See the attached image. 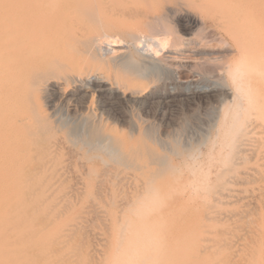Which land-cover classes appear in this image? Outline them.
Here are the masks:
<instances>
[{
    "label": "rangeland",
    "instance_id": "rangeland-1",
    "mask_svg": "<svg viewBox=\"0 0 264 264\" xmlns=\"http://www.w3.org/2000/svg\"><path fill=\"white\" fill-rule=\"evenodd\" d=\"M159 1L161 4L159 3L155 7L156 12L155 14H153V17L162 19V22L173 33L172 35L174 39L169 44V46L166 48V50L162 53V55L156 59L143 58L142 56H139L138 54H136L133 50H130L128 52V56L125 59L123 66H120L119 68V70L121 71L130 72L135 69L141 68V66L143 65L144 66L145 65L146 66H149V65L156 66V69H154V71H152L147 77H142V78L148 79V81L151 82V87L147 90V92H149L148 94L153 95L154 97L153 99H143L144 102H141L138 104L137 103L129 104V105L123 104V109L122 107L117 106L115 109L110 110V117L117 122L118 129L122 130L123 134L131 137L133 131L137 130L140 132L142 136V140H143L142 143L141 144L134 143L132 146V149L130 150L134 151V149H136V152L138 151L137 153H139L140 152L139 149H142V151L145 154V157L148 159V161H150L149 163L152 164V167L154 168L155 171L148 178L149 183H153L159 177H162L163 174L181 175L183 177L185 175L184 182L188 185L187 189L185 190L175 189L174 191H170V190L163 191L157 194H153V192H151L150 193L152 195L151 197H149L150 194L149 192H147L149 196L144 195V194H139L138 196H136L137 198L135 197V195L131 193V191L127 189H124L123 191H121L113 185L109 187L110 189L107 188L106 190H91V192L83 191V190L75 191L74 189L72 190L58 189V191L54 190V191H46V192H39V193L38 192L37 193L36 192H32V193H29V192L28 193L27 192L1 193L0 192V264H30V263L37 264L40 262V259L39 261H37L38 260L37 257L38 258L41 257V262L44 261L42 262V264H47V263L55 264V262L59 264H100V263L101 264H114L117 262V260L119 261V264L121 263L125 264V262L126 264H133L132 263L133 261L135 262L134 264H140V263L146 264L147 261L150 262V263L148 262V264H163L165 263L164 260L170 261V263L169 261L168 262L166 261L167 264H181V263H184V264L186 263L188 264H206V263L207 264H213V263L214 264H220V263L221 264H263L264 263V239H262L264 238V234H263L264 225H262V223L264 224V219H262L264 218V216H262L264 215L263 214L264 213V207H263L264 205V202H263L264 200V196H263L264 195L263 193L264 192V188H263L264 181H262V179L264 180V169H263L264 168V136H263L264 130L262 129L263 130L262 131L261 128L259 127L256 128L254 115H252V117L250 115L249 119L251 121L248 120L249 122L245 123L241 128H238V127L231 128L230 127V123L233 118V112L236 110L235 107H236V103L238 102L237 101L238 98L236 97V92H233L235 91V89L232 86L230 75H229L230 68L232 69V67H234V64L237 62L239 58V55L237 53V45L234 44L235 38L233 39V37H235L236 35L235 32L238 31V24L237 25L235 24V23H238L237 22L238 17H237V13L234 7V0H222V2L221 0H217V1L213 0V2L212 0H205V1H208L206 2V4L208 3L209 6L211 4L212 6V7L210 6L211 8L207 7L208 5L204 4L205 1L203 3L198 4L200 0H191V1L184 0L186 2H184L183 0H171V1L159 0ZM210 1L211 3H209ZM191 2L193 5L191 4ZM218 3L220 6L218 5ZM221 3L223 4L221 5ZM212 4L215 6L217 4L218 9L217 11L215 10L217 14L214 11V9H216L217 7L215 8ZM222 6H224V8ZM225 6H228V7H225ZM206 7H207V10L202 9ZM223 9L226 10L225 12H227V14L231 13L232 16H234L233 17L234 20L231 18L232 16L231 17L229 16V18L234 22H231V20L227 18L228 17L227 14L225 15L224 13V15H222L224 12ZM231 9L233 11H231ZM229 11L231 12L229 13ZM234 24L236 25L237 30ZM186 85H192V86L196 85V87H210V88H214L215 91L208 97L203 96L201 94H194V95L192 94L188 98H182L180 95H177L176 93L181 91L182 90L181 88L182 87L184 88ZM225 92H227L229 96L227 99L228 101L225 103V105H221L220 100L224 97ZM232 92L235 95L232 94ZM170 93H174V95H177V97L171 100L170 102H168L167 104H163L158 101V100H163L167 98L168 94ZM150 100H154V101H150ZM242 102L245 103L244 101H241V103ZM223 108H225V110ZM230 108H231V111H230ZM45 109H46L48 117L50 118L51 116L49 121L52 123V126L54 127V129L56 128L55 131L61 132L63 134L65 133L67 137L68 147L74 150L82 158L84 163L88 161L89 163H92L94 161L97 163V166L98 167L100 166L101 168H104L107 165L113 166L114 168H117L119 166L118 169H123L124 174H127V173L131 174V173L136 172L137 170L136 169L137 168L136 158L138 157L137 155L139 154L134 155V153H132L133 151H131V153L129 154V152H126V149L123 147V156H122L118 152H115L114 150L111 153H107L105 150L100 149L97 146H95L96 145L95 142L98 140H101L102 138L101 139L99 138L102 137L103 135L99 131L98 128L89 124L91 122L90 117H88L86 120V118L83 119L84 116H81L82 118L80 116H77V119L78 118L80 119L79 120L75 119L77 120V122L72 123V122L67 121L68 118L64 114L63 109H60L59 107H57L56 109L53 105H46ZM222 111H223L222 113L223 115L221 114ZM225 112H227V115L231 112L229 114L230 116L228 115L229 118L227 116L226 118L223 117ZM225 119H227L228 121L226 122ZM83 120H85L86 123L89 124V125L86 124L85 126V131L87 134L86 135L82 134L83 136L80 134L78 136L79 138L78 139L77 136H75V133L78 132L77 127ZM65 122L66 124H64ZM215 123L217 124V126ZM245 125L246 126L248 125V126L246 127ZM219 126L221 128H219ZM224 126L227 128L225 129ZM221 132H223V135L222 134L220 135ZM233 135H236L237 139H234V141L232 142V139H230V137L232 138ZM84 136H87V138H85ZM261 136H263V138ZM260 137L263 140L259 139ZM228 138H229V141L227 140ZM219 141L220 143H217ZM86 142L90 144H85ZM230 142H232L231 144L233 145V147L235 146L239 149H236L234 147L233 151H230V149L232 150V145L230 144ZM236 142L238 143L236 144ZM229 144L230 146H228ZM218 150L222 151V152L220 151L222 153L221 155H219L220 152L219 154H216L218 153ZM228 153H230L229 158L230 159L232 158L231 160L234 162L236 166L238 165L237 167L234 165V173H232L233 171L225 172L227 171V168H228V163H227V166L226 164H224L227 162L225 161L226 160L225 155H227ZM218 158L220 159L218 160ZM237 160H240V161H237ZM110 161L112 163H110ZM198 163H200L201 165H198ZM222 164L225 166V168L222 166ZM173 166H176V169ZM179 167L180 169L181 168L182 169L180 170ZM193 167L195 168L196 171L194 170ZM221 168H224V169H221ZM173 169H175V171ZM172 170L176 172V174L173 173ZM191 170H194V171H191ZM257 170H260V171H257ZM157 171H159L160 173H158ZM178 171H180L179 172L180 174L177 173ZM203 171H205L206 173ZM202 173H204L203 176H207L206 178L207 182L204 181L205 177L203 178V182H202V179L200 178L202 176L200 174ZM72 174L73 173L66 174L64 176L65 178L62 177V179L72 182V178L74 177ZM70 175H72L73 177ZM91 175H93V177ZM69 176L70 178H68ZM84 177L86 178V176ZM56 178L57 177H54V179L52 178V181L58 179ZM74 178L76 179L78 177H76L75 175ZM88 178H90L91 180H94L95 179L94 173H91L86 179ZM75 179L73 180V182H75ZM244 182L245 184H243ZM201 183H203L204 185ZM206 183H208V185ZM214 185L216 186L213 187ZM197 186H199L200 188ZM201 186L204 188H202ZM208 186L210 187L212 186L213 188L211 187V189L214 191L209 190L210 187ZM114 187L115 189H113ZM261 187L263 188V190L261 189ZM108 190H110V192H108ZM128 191L129 193L125 194ZM68 193H72V194H68ZM130 193L132 194L133 197H131ZM172 193H173V198H171L172 195H170ZM79 194L80 195L82 194V195L80 196ZM64 195L65 197H63ZM142 197L146 199V202L148 199L153 200L150 202L151 205L149 203L144 202L143 201L144 199ZM255 197H257L258 199ZM131 198H133V200L137 199V201L139 199V201L141 200L142 202L138 201L137 204L128 203V201ZM25 199L26 200L29 199V203ZM170 199L171 201L172 200L179 201L180 203L169 204L167 202ZM249 199L251 200V202ZM143 203L144 205H142ZM184 203L186 204L189 203L191 207L189 204L186 205ZM165 204H167V206H165ZM11 205L13 208H11ZM138 205H139V208H138ZM145 205L146 206L148 205V206L145 208ZM169 205H172L173 207H169ZM115 206L116 207L119 206L121 209L118 210L119 207L116 208ZM150 206H151V209H150ZM158 206L159 208L160 206H162V208L155 209ZM35 207L37 211L35 210ZM166 207H168L167 208L168 210L166 209ZM136 208L139 210H142L144 213L142 212L141 214V211H138ZM173 208H175L176 210ZM112 209L114 211L115 210L117 211L114 212ZM135 210H137L136 212L138 213L133 214L132 212H135ZM151 210H154V211H151ZM169 210L171 212H169ZM5 211L7 213L4 215ZM159 211L161 212L163 211V213ZM95 213L98 215H96ZM100 213H103V214H100ZM116 213H117V216H116ZM119 213H121V216L119 215ZM155 213L159 215L156 216L157 214L155 215ZM166 213H170L171 215L166 214ZM122 215L124 217L123 219H122ZM152 215H154L153 216L154 220L152 219V217L150 218V216ZM186 215H189L190 218L189 216H186ZM33 216H35L34 219H33ZM138 216H141V219ZM116 218L119 221L118 220L116 221ZM189 219L191 220V222H189L190 221ZM142 220L143 221L145 220L144 221L145 227H148V228H144V226H142V223H141ZM149 220L153 222L151 223V221ZM51 222L52 223L54 222L53 223L54 225ZM111 222L113 225L111 224L110 225L111 227L109 229V223ZM186 222L188 226L186 225ZM49 223H51L52 225L50 226ZM255 223L257 224L255 225ZM56 224L58 226H56ZM41 225L44 226V228H42ZM178 225L179 227L183 226L182 228L184 229V231H186L187 234H189L190 232L192 235L186 234L187 235L186 236L184 233V235H182L184 236L182 239V236L180 233L181 237H178L177 236L178 231L179 232L183 231V230L181 231L182 229L181 227L178 229ZM205 225H208V226H205ZM73 226L75 228H73ZM116 226L118 227V229H116ZM198 226L200 228L202 226L203 227L200 229ZM46 227H48V229ZM138 227L141 228L140 229L141 236L143 234L142 237L139 236L140 230ZM150 227L151 229H149ZM52 229H54V231ZM57 229L58 231L61 230L59 231L60 233L59 236H58L59 233L57 235L55 234L58 232ZM135 229L139 233L135 231ZM142 229L144 231H142ZM177 229L178 231H176ZM114 230L116 231L118 230V231L115 233ZM254 230L258 232H255ZM160 231H162V233ZM192 231L194 232L196 231V233L194 234V232ZM260 231L262 233H260ZM62 232H64V234L66 235V238ZM175 232H176V235L174 236ZM133 233L134 234L136 233V235L138 236V239H135L137 237ZM53 234H54V238L57 236L55 239L53 238ZM169 234L171 237L169 236ZM196 234L198 236H196ZM10 235H11V238H10ZM133 235L135 238L133 237ZM160 235L162 236L160 237ZM108 236L110 237V239H108L109 238ZM127 236L130 239H128ZM206 236H209V239ZM235 236H236V239H235ZM116 237L119 240H117ZM139 237L141 238L139 239ZM154 237L156 238L155 241L157 240L158 243L154 241ZM94 238H96L97 240L99 239V242ZM51 239H53L54 242ZM124 239L127 241H125ZM191 239H193V241H191ZM197 239H199V242ZM242 239L248 242L251 247H249L248 246L249 244L246 243L245 241L243 242ZM251 239H253V241ZM18 240H20V242ZM130 240L131 242L133 241L134 243L137 244L136 245L133 243L134 248L130 247L132 245V243L129 244ZM159 240L162 241L163 244L162 242H159ZM236 240H238L239 242ZM123 241L127 242V244L123 243ZM147 241L148 242L150 241L149 242L150 244H148ZM144 242L146 243L144 244ZM233 243L235 245L237 243L239 244L235 246ZM50 244L52 248L50 247ZM154 244H156V246L160 244L159 250H158V247H156ZM215 244L218 245L219 249L217 248ZM240 244H242V246ZM121 245L123 246V248ZM125 245L127 246L128 250L130 249L129 253H127L128 252L127 249H124ZM144 245L147 247L149 246L150 249H151V246H153L152 249H154V247L156 248L155 250H153V252H151L152 249L150 250L147 247L144 248L145 247ZM213 245H215L216 248H214L215 246ZM222 245L224 247L223 249H225L226 247L227 249V250L225 249L226 251H222V249H220ZM232 245H234V247ZM253 245H255L256 247H254ZM64 246L66 249L64 248ZM93 246H95V249ZM120 246H121V249H120ZM206 246L210 248L212 247L211 249H209L210 251L209 250L207 251L208 247ZM239 246H241V248ZM47 247L49 249H52L50 250L52 252H50L49 249H47ZM168 248H170L169 251H168ZM141 249H144V251L142 250V253L144 252L146 254L144 255L145 258L144 257L141 258L142 260L140 259V257L144 253L141 255ZM145 249L147 250V252ZM38 250L40 252H38ZM53 250L55 251V253L53 252ZM120 250H123V252L126 250L127 252L126 254H124L125 252L123 253ZM30 252L31 254H29ZM118 252L122 253V255ZM224 252H226V254L228 255L225 254L226 256H224ZM35 253H37L38 256ZM114 253H116V256L117 254L119 255L116 260H113L116 258V256H112V255H115ZM139 253H140V257L138 256ZM178 253H179V256L180 254L182 255L180 256V259H184V260H179V257L177 256ZM203 253L210 258L209 259L207 257L208 261L210 260V262H208L207 259H205L206 256ZM32 254H35L37 256L36 259H35V255H32ZM133 254H136V255L133 256ZM186 254H187V257H186ZM54 255L57 257H54ZM58 255L62 259L61 258L59 259ZM75 255L76 257L74 258ZM124 255L126 256L124 257ZM183 255L187 259L186 262H185V257ZM236 255H239V256L237 257ZM250 255L252 257H250ZM120 257H123V258L121 259ZM52 258L54 261H52ZM211 258L212 260L215 259L214 261L216 262L212 261ZM130 259H131V262H129ZM76 261L77 263H75ZM120 261H123V262H120Z\"/></svg>",
    "mask_w": 264,
    "mask_h": 264
},
{
    "label": "bare ground",
    "instance_id": "bare-ground-1",
    "mask_svg": "<svg viewBox=\"0 0 264 264\" xmlns=\"http://www.w3.org/2000/svg\"><path fill=\"white\" fill-rule=\"evenodd\" d=\"M169 1H171V0H169ZM204 1L205 0H202V2H201V0H200V2H198V4L203 3ZM215 1H217V0H215ZM184 2H186V1H184ZM206 2H208V1H205L204 4L208 5L207 7L211 8L212 7L211 4H210V6H211L210 7L208 3L206 4ZM212 2H213V0H212ZM221 2H222V0H221ZM159 3H160L159 0H0V192L1 193H5V192H27V193L28 192L29 193H32V192L37 193L38 192L39 193V192L54 191V190L58 191V189H66V190L74 189L75 191L76 190H83V191H90L91 192V190H106L111 185H113L121 191H123L124 189L131 191V193L133 195H135V197H136L139 194H144V195L149 196V194L151 192H153V194H157V193H160L163 191H169V190L174 191L175 189H179V190L187 189L188 185L184 182V180H185L184 174H183L184 177L181 175H174L172 173H171L172 175L163 174L162 177H159L153 183H149L148 178L155 171L154 168L152 167V164L149 163L150 161H148V159L145 157V154L142 151V149H139V151H140L139 153H137L138 151L136 152V149H134V151L130 150V149H132V146L134 143H138V144L142 143L143 140H142V136H141L140 132L137 130L136 131L132 130L133 133H132L131 137L123 134V131L118 129L117 122L110 117V110L115 109L117 106H120L123 109V104H126V105L136 104V103L138 104V103L144 102L143 99H153V97H154L153 95L148 94L149 92H147V90L151 87V82L148 81V79H145L142 77H147L152 71H154V69H156V66H154V65H149V66L145 65L144 66L143 65V66H141V68L135 69V70L130 71V72L121 71V70H119V68H120V66H123L125 59L128 56V52L130 50H133L136 54H138L139 56H142L143 58H150V59L154 58V59H156L162 55V53L166 50V48L169 46V44L174 39L173 35H172L173 33L162 22V19L153 17V14H155V12H156L155 7ZM209 3H211V1ZM191 4H192V2H191ZM222 4L223 3H221V5ZM174 5H175V3H174ZM218 5H219V3H218ZM213 6L216 8L217 4H216V6L215 5H213ZM202 7H203V5H202ZM207 7L202 8V9L207 10ZM222 7L224 8V6H222ZM225 7H228V6H225ZM234 7H235L237 17H238V21H237L238 23H235L236 25L238 24V31L235 32L236 35H235V37H233V39L235 38L234 44L237 45V53L239 55V58H238L237 62L234 64V67H232V69L230 68L229 75H230V80H231L232 86L235 89V91H233V92H236V97L238 98V100H237L238 102L236 103V107H235L236 110L233 112V118L230 117V118H232L231 123H230V127L231 128H234V127L241 128L245 123L249 122L248 121V120H250L249 116L251 115V117H252V115H254L256 128L259 127V128H261V130L262 129L264 130V0H234ZM200 9H201V7H200ZM217 9H218V7L216 9H214V11L215 10L217 11ZM216 11H215V13L217 14ZM223 11L224 12L222 15H224V13L226 15L227 14V12H225L226 10L223 9ZM231 11H233V10L231 9ZM231 11H229V13ZM227 15H228V17H227L228 19H230L229 16L230 17L232 16L231 13L227 14ZM233 17L234 16H232L231 18L234 20ZM231 22H234V21L231 20ZM235 24H234V26L236 28ZM224 26H226V25H224ZM235 28H234V30H235ZM236 30H237V28H236ZM181 89L182 90L176 94L180 95L182 98H188L192 94L193 95L194 94H201L203 96L208 97L209 95H211L215 91L214 88L196 87V85L195 86L186 85L184 88L182 87ZM233 92H232V94H234ZM177 95H174V93H170V94H168L167 98H165L163 100H158V101L160 103L167 104L171 100L175 99L177 97ZM228 97L229 96H228L227 92H225L224 97L220 100L221 105H225V103L228 101L227 100ZM150 101H154V100H150ZM241 101H244L245 103H243V102L241 103ZM159 102H158V104H159ZM46 105H53L56 109H57V107H59L60 109H63L64 114L68 118L67 121L72 122V123H76L77 120L80 119V118L77 119V116H80V117L84 116L83 119L86 118V120L88 117H90L91 122L89 121L90 122L89 124L98 128L99 131L103 135L102 137L99 138V139L102 138L101 140H98L95 142V144H96L95 146H97L100 149L105 150L107 153H111L114 150L115 152H118L122 156H123V147L126 149V152H129V154L131 153V151H133L132 153H134V155L139 154V155H137L138 157L136 158V166H137L136 172L133 171L134 173L124 174L123 169H118V167H119L118 165H117L118 167L116 166L117 168H114L113 166H108V165L106 166L104 164L106 167L101 168L99 166L100 167L99 168L97 166V163L94 161L92 163H89V161L84 163L82 158L74 150H72L70 147H68L67 137H66L65 133L63 134L61 132L55 131L56 128L54 129V127L52 126V123L49 121L51 116L49 118L47 115V112L45 109ZM225 108H223V109L225 110ZM230 111H231V108H230ZM222 113H223V111L221 112V114ZM222 115H221V117H222ZM228 115H227V112H225L223 117L226 118V116L228 117ZM75 119H77V120H75ZM88 120H90V119H88ZM225 120H226V122L228 121L227 119H225ZM218 122H220V121H218ZM64 124H66V122ZM86 124H88V123H86V121L83 120L79 124V126L77 127L78 132L75 133V136H77V138L80 134L81 135L87 134L85 131ZM222 124H224V123H222ZM216 126H217V124H216ZM249 127H251V126H249ZM219 128H221V127L219 126ZM226 128L227 127H225V129ZM221 134L223 135V132H221L220 135ZM263 136H261V137L263 138ZM69 137H71V136H69ZM84 137L87 138V136H84ZM261 137L259 139H262ZM220 138H221V136H220ZM230 139H232V142H233L234 139H237L236 135H233L232 138L230 137ZM227 140L229 141V138ZM220 141L217 143H220ZM213 142H214V140H213ZM232 142H230V144ZM237 143L238 142H236V144ZM85 144H90V143L86 142ZM230 144L228 146H230ZM217 145H219V144H217ZM234 147L232 145V150L230 149V151H233ZM225 148H227V147H225ZM235 148L239 149L237 147H235ZM256 148H258V147H256ZM220 151L221 150H218V153H216V154H219ZM221 152L219 155L222 154ZM210 153H211V151H210ZM230 153L225 155L226 156L225 161H227V162L224 164H226V166H227V163H228V168H227V171H225V172H232L233 171L232 173H234V165L235 164L231 160L232 158L231 159L229 158ZM243 153H245V152H243ZM219 159L220 158H218V160ZM237 161H240V160H237ZM100 163H102V162H100ZM110 163H112V162L110 161ZM201 164H202V162H201ZM201 164L198 163V165H201ZM250 165H251V163H250ZM222 166L225 168V166L223 164H222ZM173 167L176 169V166H173ZM224 168H221V169H224ZM133 169H134V167H133ZM175 169H173V170L175 171ZM179 169H180V167H179ZM242 169H244V168H242ZM258 169H259V167H258ZM260 169H262V168H260ZM194 170H195V168H194ZM194 170H191V171H194ZM174 171H173V173L176 174V172H174ZM205 171H203V172H205ZM257 171H260V170H257ZM157 172L160 173L159 171H157ZM179 172L180 171H178L177 173L180 174ZM254 172H255V170H254ZM70 173H73L72 175L74 177H75V175H76V177H78V178H76L77 179L76 180L72 175H70L75 179V182H73V180H74L73 178H72V182H70L68 180H67L68 181L67 182L66 180L62 179V177H64L66 174H70ZM91 173H94L95 179L94 178H93L94 180H91L90 178L86 179ZM203 174L204 173H202L200 175L203 176ZM229 174H231V173H229ZM70 176L68 178H70ZM84 176H86V178ZM91 176L93 177V175H91ZM202 176L200 177L202 179V182H203L204 177H205L204 181L207 182V179H206L207 176H203V177ZM54 177H57L58 179L56 178L57 180L52 181V178L54 179ZM260 177H261V175H260ZM221 178H223V177H221ZM260 179H262V178H260ZM262 181H264V180L262 179ZM200 182H199V184H200ZM201 184H203V183H201ZM206 184L208 185V183H206ZM243 184H245V182ZM215 186L216 185H214L213 187H215ZM115 187L113 189H115ZM197 187H199V186H197ZM208 187H210V186H208ZM211 187L209 190H212ZM202 188H204V187H202ZM263 188L261 187L262 190H263ZM129 191L126 192L125 194L129 193ZM212 191H214V190H212ZM108 192H110V190H108ZM113 192H114V190H113ZM147 192H149V194ZM229 192H231V191H229ZM191 193H193V192H191ZM68 194H72V193H68ZM119 194H118V196H119ZM122 194H123V192H122ZM132 194H131V197H133ZM34 195H35V193H34ZM170 195H172V197ZM170 195L169 196L171 198H173V193ZM151 196L152 195L150 194L149 197H151ZM225 196H227V195H225ZM63 197H65V195ZM32 198H34V197H32ZM224 198H226V197H224ZM255 198H257V197H255ZM125 199H127V198H125ZM26 201H28V203H29V199ZM138 201H139V199H138ZM138 201H137V199L133 200V198H131L128 201V203H132V204L136 203L137 204ZM143 201L146 202V199H144ZM151 201H153V200L148 199L146 203L150 204ZM98 202H100V201H98ZM189 202H191V201H189ZM250 202H251V200H250ZM263 202H264V200H263ZM167 203L178 204L180 202L179 201H173V200L171 201V199H170V200H168ZM184 204H186V203H184ZM188 204H186V205H188ZM261 204H263V203H261ZM142 205H144V203ZM140 206H141V204H140ZM147 206L145 205V208ZM165 206H167V204H165ZM247 206H248V204H247ZM118 207H116V208H118ZM169 207H173V206L169 205ZM190 207H191V205H190ZM244 207H246V206H244ZM263 207H264V205H263ZM11 208H13L12 205H11ZM64 208H65V206H64ZM138 208H139V205H138ZM141 208H142V206H141ZM157 208H159V206L156 207L155 209H157ZM161 208H162V206H160L159 209H161ZM167 208L168 207H166V209ZM182 208H183V206H182ZM247 208H249V207H247ZM120 209L121 208L119 207L118 210H120ZM150 209H151V206H150ZM173 209H175V208H173ZM177 209H178V207H177ZM214 209H216V208H214ZM35 210H36V207H35ZM137 210L141 211V214H142V212H143L142 210H139V209H137ZM137 210H135V212H132V213L133 214L138 213V212H136ZM179 210H180V208H179ZM179 210H178V212H179ZM115 211H117V210H115ZM151 211H154V210H151ZM159 212H161V211H159ZM169 212H171V211L169 210ZM191 212H192V210H191ZM6 213L7 212L5 211L4 215ZM145 213H146V211H145ZM161 213H163V211ZM238 213H240V212H238ZM33 214H35V213H33ZM100 214H103V213H100ZM139 214H140V212H139ZM156 214L157 213H155V215ZM159 214H157L156 216H158ZM166 214H170V213H166ZM60 215H61V213H60ZM96 215H98V214H96ZM119 215L121 216V213H119ZM208 215H210V214H208ZM116 216H117V213H116ZM153 216L154 215L150 216V218L152 217V219L154 220ZM186 216H189V215H186ZM212 216H214V215H212ZM262 216H264V215H262ZM138 217H140V219H141V216H138ZM34 218H35V216H33V219ZM123 218L124 217L122 215V219ZM133 218H134V216H133ZM189 218H190V216H189ZM103 219H105V218H103ZM122 219H121V221H122ZM142 219H144V218H142ZM187 219H188V217H187ZM262 219H264V218H262ZM117 220L118 219L116 218V221ZM151 220H149V221H151ZM144 221L142 220V222H141L142 226H144V228H148V227H145ZM201 221H202V219H201ZM147 222H148V220H147ZM152 222L153 221H151V223ZM189 222H191V220ZM51 223H49L50 226L54 222L52 224ZM45 224H46V222H45ZM111 224H112V222L109 223V229L111 227L110 226ZM149 224H150V222H149ZM154 224H155V222H154ZM256 224L257 223H255V225ZM134 225H136V224H134ZM179 225H178V229L180 227L181 228L183 227V226L179 227ZM186 225H187V222H186ZM262 225H264V224L262 223ZM34 226H36V225H34ZM56 226H58V225L56 224ZM152 226H154V225H152ZM187 226H185V227H187ZM205 226H208V225H205ZM48 227H46V228L48 229ZM59 227H61V226H59ZM140 227H138L139 230L141 229ZM259 227H260V225H259ZM42 228H44V226H42ZM46 228H45V230H46ZM73 228H75V227L73 226ZM36 229H37V227H36ZM116 229H118L117 226H116ZM131 229H132V227H131ZM136 229H135V231L138 230V229L137 230ZM149 229H151V227ZM178 229L176 231H178ZM260 229H261V227H260ZM52 230L54 231V229H52ZM182 230L184 231L183 228L181 229V231ZM211 230H212V228H211ZM57 231H58V229H57ZM59 231H61V230H59ZM59 231L55 234L57 235L59 233ZM83 231H81V232H83ZM117 231L114 230L115 233ZM142 231H144V230L142 229ZM183 231L182 232L178 231L179 234L177 233V236L181 237L182 235H184V233H185V235L187 234L186 231H184V232ZM66 232H68V231H66ZM145 232H146V230H145ZM160 232L162 233V231H160ZM192 232H194V231H192ZM255 232H258V231H255ZM42 233H43V231H42ZM62 233L64 234V232H62ZM161 233H159V234H161ZM180 233H181V236H180ZM195 233H196V231L194 232V234ZM197 233H198V231H197ZM226 233H228V232H226ZM260 233H262V232L260 231ZM109 234H111V233H109ZM263 234H264V231H263ZM59 235H60V233L58 234V236ZM134 235H136V233ZM134 235H133V237H134ZM175 235H176V232H175L174 236ZM187 235H192V234L189 232V234H187ZM118 236H119V234H118ZM139 236H141V230H140ZM142 236H143V234H142ZM161 236L162 235H160V237ZM169 236H170V234H169ZM196 236H198V235L196 234ZM133 237H131V238H133ZM136 237L137 238H135V237L134 238L138 239L137 235H136ZM141 237H139V239ZM155 237H154V241L157 238V237L156 238ZM166 237H167V235H166ZM183 237L184 236H182V239H183ZM206 237H208V239H209V236H206ZM10 238H11V235H10ZM53 238H54V234H53ZM60 238H62V237H60ZM65 238H66V235H65ZM127 238H128V236H127ZM94 239H96V238H94ZM108 239H110V237ZM116 239H117V237H116ZM128 239H130V238H128ZM199 239H197L198 242H199ZM226 239H227V237H226ZM235 239H236V236H235ZM262 239H264V238H262ZM51 240L53 241V239H51ZM117 240H119V239H117ZM132 240H134V239H132ZM160 240H159V242H162ZM251 240L253 241V239H251ZM18 241L20 242V240H18ZM97 241L99 242V239ZM125 241H127V240H125ZM135 241H137V240H135ZM191 241H193V239H191ZM236 241H238V240H236ZM244 241L245 240H243V242ZM109 242H110V240H109ZM149 242L147 241L148 244H150ZM155 242H157V240ZM184 242H186V241H184ZM74 243H75V241H74ZM123 243L127 244V242H124V241H123ZM131 243H132V245L130 247L134 248L133 245L136 243H134L133 241L131 242V240H130L129 244H131ZM145 243L146 242H144V244ZM173 243H175V242H173ZM246 243H248V242H246ZM67 244H68V242H67ZM162 244H163V242H162ZM230 244H232V243H230ZM237 244H239V243H237ZM154 245L156 246V244H154ZM159 245L156 246V247H158V250H159ZM210 245H212V244H210ZM215 245H213V246H215ZM220 245H221V243H220ZM223 245L221 246L222 248L220 247V249H222V251H226L227 249H226V247H225L226 250L223 249L224 248ZM234 245H232V246L234 247ZM240 245L242 246V244H240ZM255 245H253V246L256 247ZM121 246H120V249H121ZM216 246L218 248V245H216ZM216 246L214 248H216ZM241 246H239V247L241 248ZM248 246L251 247L250 244ZM3 247H4V245H3ZM48 247H49V245H48ZM48 247H47V249H49ZM50 247L52 248L51 244H50ZM93 247L95 249V246H93ZM146 247L147 246H145L144 248H146ZM152 247L153 246H151V249H152ZM156 247H154V249H152V250L150 249L149 246L147 248H149L151 250V252H153V250H155ZM200 247H201V245H200ZM206 247H208V246H206ZM64 248H65V246H64ZM122 248H123V246H122ZM211 248L208 247L207 251ZM106 249H108V248H106ZM124 249H127L126 245L124 246ZM169 249L170 248H168V251H169ZM193 249H195V248H193ZM50 250H52V249H49V251ZM129 250H128V252L125 250L124 251L125 253L123 252V250H120V251H122L124 254H126V252L129 253ZM142 250L144 251V249H141V255L144 253V252L142 253ZM136 251H137V249H136ZM168 251H167V253H168ZM27 252H29V251H27ZM38 252H40V251L38 250ZM50 252H52V251H50ZM53 252L55 253L54 250H53ZM114 252H116V251H114ZM146 252H147V250H146ZM215 252H216V250H215ZM217 252H219V251H217ZM37 253H35V254H37ZM102 253H103V251H102ZM118 253H120V252H118ZM179 253H180V251H179ZM179 253L177 255L179 257V260H184V259H180V256H182V255L180 254V256H179ZM29 254H31V252ZM35 254H32V255H35ZM114 254L115 255H112V256H116V253H114ZM120 254L122 255V253H120ZM175 254H177V253H175ZM205 254H206V252H205ZM225 254H226V252H224V256L228 255V254H226V255ZM251 254H253V253H251ZM78 255H80V254H78ZM134 255H136V254H133V256ZM144 255H146V254L144 253L140 257V253H139L138 256L141 259L144 257ZM160 255H161V253H160ZM37 256H38V254H37ZM37 256L35 255V259ZM81 256H82V254H81ZM118 256L119 255L117 254L116 258L113 260H116L118 258ZM125 256L126 255H124V257ZM236 256L238 257L239 255H236ZM51 257H53V256H51ZM54 257H57V256L54 255ZM58 257H59V255H58ZM75 257H76V255L74 256V258ZM186 257H187V254H186ZM186 257H185V262L187 260ZM207 257L208 256H206L205 259H207ZM228 257H230V256H228ZM250 257H252V256L250 255ZM47 258H45V259H47ZM60 258L61 257H59V259ZM120 258L122 259L123 257H120ZM174 258H175V256H174ZM37 259H38L37 261H39V259H40V262H41V257L40 258L37 257ZM126 259H127V257H126ZM133 259H132V261H133ZM203 259H204V257H203ZM71 260H72V258H71ZM96 260H98V259H96ZM124 260H125V258H124ZM211 260H212V258H211ZM214 260H212V261H214ZM223 260H225V259H223ZM52 261H54L53 258H52ZM164 261L166 263V261L168 262L169 260H164ZM207 261H208V259H207ZM40 262L37 264H42V262H44V261H42L41 263ZM79 262H81V261H79ZM93 262H95V261H93ZM120 262H123V261H120ZM129 262H131V259ZM138 262H139V260H138ZM148 262L149 261H147L146 264H148ZM208 262H210V260ZM214 262H216V261H214ZM75 263H77V261ZM116 263L119 264V261L117 260ZM116 263H114V264H116ZM132 263L134 264L135 262L133 261ZM165 263H163V264H165ZM169 263H170V261H169ZM47 264H49V263H47ZM55 264H59V263L55 262ZM125 264H126V262H125ZM181 264H184V263H181ZM186 264H188V263H186Z\"/></svg>",
    "mask_w": 264,
    "mask_h": 264
}]
</instances>
